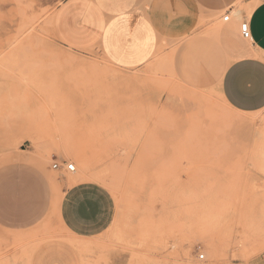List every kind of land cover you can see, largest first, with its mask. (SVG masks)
<instances>
[{"label":"rangeland","instance_id":"rangeland-1","mask_svg":"<svg viewBox=\"0 0 264 264\" xmlns=\"http://www.w3.org/2000/svg\"><path fill=\"white\" fill-rule=\"evenodd\" d=\"M63 1L0 0V166L73 162L64 174L110 189L83 264H264V109L182 84L160 52L125 69L65 47Z\"/></svg>","mask_w":264,"mask_h":264},{"label":"crops","instance_id":"crops-1","mask_svg":"<svg viewBox=\"0 0 264 264\" xmlns=\"http://www.w3.org/2000/svg\"><path fill=\"white\" fill-rule=\"evenodd\" d=\"M53 25L72 50L100 47L125 69L160 52L183 84L219 90L237 112L264 109V0H64ZM74 180L46 161L20 158L0 166V264H83L70 239L106 232L116 200L100 182Z\"/></svg>","mask_w":264,"mask_h":264},{"label":"built area","instance_id":"built-area-1","mask_svg":"<svg viewBox=\"0 0 264 264\" xmlns=\"http://www.w3.org/2000/svg\"><path fill=\"white\" fill-rule=\"evenodd\" d=\"M230 18V14L229 13H226V15L224 16V20H229ZM241 30H242V34L244 36V38L246 39H250L251 38V31H250V26H249V23L248 22H243L241 24ZM53 168H66L67 170L69 171H75L76 170V165L73 163V162H66V161H63V162H55L53 164ZM200 258L201 259H205V253H200Z\"/></svg>","mask_w":264,"mask_h":264},{"label":"bare ground","instance_id":"bare-ground-1","mask_svg":"<svg viewBox=\"0 0 264 264\" xmlns=\"http://www.w3.org/2000/svg\"><path fill=\"white\" fill-rule=\"evenodd\" d=\"M170 71H172V70H170ZM153 76V75H152ZM132 77V76H131ZM134 77V76H133ZM132 77V78H133ZM136 80V79H135ZM179 80V79H178ZM153 81V80H152ZM151 81V82H152ZM180 81V80H179ZM131 82V81H130ZM128 84H129V82H128ZM183 84V83H182ZM219 91V90H218ZM222 100V99H221ZM192 113H194V112H192ZM205 116V115H204ZM198 119V118H197ZM200 119V118H199ZM249 123V122H248ZM239 126V125H238ZM250 126H252V124L250 125ZM260 129V128H259ZM263 132V131H262ZM259 133V132H258ZM39 147V146H38ZM27 153V152H26ZM71 153V152H70ZM86 164V163H85ZM77 170V169H76ZM86 174H89V171L87 170L86 171ZM91 174V173H90ZM89 174V175H90ZM88 175V176H89ZM86 177V176H85ZM67 231V230H66ZM67 232H69V231H67ZM67 232H65V233H67ZM70 233V232H69ZM47 238V237H46ZM45 238V239H46ZM70 240H72V241H74L73 243H75L78 247H80L82 250H84V249H87L88 248V246H86V243H84L81 239H70ZM40 242V241H39ZM38 242V243H39ZM40 244V243H39Z\"/></svg>","mask_w":264,"mask_h":264}]
</instances>
